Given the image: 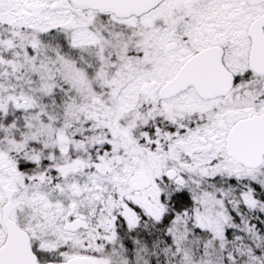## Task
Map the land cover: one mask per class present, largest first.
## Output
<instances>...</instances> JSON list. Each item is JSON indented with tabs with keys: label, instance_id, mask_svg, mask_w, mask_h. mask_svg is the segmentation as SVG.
<instances>
[{
	"label": "snow or ice",
	"instance_id": "1",
	"mask_svg": "<svg viewBox=\"0 0 264 264\" xmlns=\"http://www.w3.org/2000/svg\"><path fill=\"white\" fill-rule=\"evenodd\" d=\"M0 264H264V0H0Z\"/></svg>",
	"mask_w": 264,
	"mask_h": 264
}]
</instances>
